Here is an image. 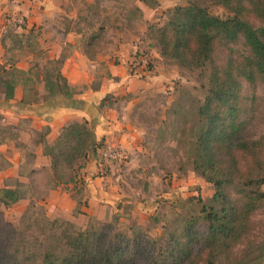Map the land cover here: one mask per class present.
Here are the masks:
<instances>
[{"label":"rangeland","instance_id":"374dc122","mask_svg":"<svg viewBox=\"0 0 264 264\" xmlns=\"http://www.w3.org/2000/svg\"><path fill=\"white\" fill-rule=\"evenodd\" d=\"M136 1L94 0L91 8H88L86 3L79 5L74 0L70 10L75 12L78 8V16H62L61 29L51 37H48V31H53V27H34L29 33L25 18L7 13L6 24L0 23V66L6 71L3 73L1 68L0 76L14 81L16 87L23 85V89L28 90L27 101L43 100L48 103L51 98L45 93L43 77L47 72L63 69L64 64L76 53L82 52L98 59L100 63L92 82L84 84L76 93L85 94L90 88L111 87L112 81L119 78L112 76L110 68L122 65L128 69L129 75L133 77V82L128 84L132 91L129 92L123 86H113L109 99L104 105H99L97 112L94 111L97 114L96 122L93 123L91 118L89 126L95 137L94 128L101 114L116 108L123 113V108H129L128 120L138 127L141 138L138 144L128 146L107 143L118 147L122 156L112 159L107 170H99V162L101 164L102 161L100 151L97 155L91 153L86 171L89 165L91 167L97 161L93 179L98 182L93 185L96 189L105 190L104 197L97 202L98 206L108 205V208L86 215L87 220L83 225L75 224L81 229L91 224L97 227L104 224L109 228V235L118 230L130 234L132 228L141 234L156 237L162 233L164 226L172 224L177 218L198 213L196 201H208L214 194L213 185L194 173L189 156V145L196 139V108L206 96L209 71L181 69L161 56L154 40L156 27L168 20L167 11L186 4V0H158L155 9L147 5V20L137 8ZM210 10L214 16H227L221 7L213 6ZM64 28L81 32V44L64 45ZM59 32L62 33L59 35ZM56 40L61 41L62 48L54 44ZM125 51L128 52V59ZM142 60L146 64L139 65ZM1 92L2 88L0 102H4ZM244 95L248 105V126L244 136L259 140L264 136V81L244 83ZM124 116L123 113L119 120L123 121ZM45 133V129L39 132L38 139L45 140L42 138ZM29 149L33 151V148ZM59 172L66 179L72 173L61 168ZM53 177L50 167H41L30 179L27 191L29 198L25 199L29 203L25 208L20 204L8 208L0 205L1 251L9 249L17 231L26 232V239L32 240L34 236L43 235L41 228L44 224L48 230L47 222L70 221L63 214L49 212L45 203L51 191L60 188L62 192L71 193L76 203L80 201V205L76 204L73 216L78 217L82 208L89 207V182L82 190H74L73 184L54 188L56 180ZM18 181L8 179L5 185L15 186ZM37 221L40 222V229L35 228ZM253 221L256 227L250 250H253L254 258L261 256L251 264H264V203L255 213ZM29 223L33 225L31 230L26 227ZM248 247L246 241L237 250L236 258H242ZM242 259L245 260L244 257Z\"/></svg>","mask_w":264,"mask_h":264},{"label":"trees","instance_id":"16d2710c","mask_svg":"<svg viewBox=\"0 0 264 264\" xmlns=\"http://www.w3.org/2000/svg\"><path fill=\"white\" fill-rule=\"evenodd\" d=\"M141 1L153 9L159 4L158 0ZM213 6L223 8L227 16H214ZM167 12L168 20L156 27L154 36L161 56L183 70L209 71L206 96L196 108V139L189 145V156L194 173L213 185V196L208 201L198 199V213L177 218L156 237L132 228L130 234L118 230L109 235L104 224L81 229L70 221L55 220L47 222L48 230L44 224L43 235L32 240L26 239V232L17 231L9 249L0 250V264L255 261L250 248L256 227L253 217L264 203V136L259 140L244 136L248 126L244 83L264 81V0H186ZM44 81L48 98L72 96L61 69L47 72ZM15 87L14 81L0 76L5 101L14 99ZM106 147L105 141L94 140L88 121L64 126L56 141L44 146L56 180L54 188L67 184L75 185L74 190L86 188L91 153L97 155ZM99 167L103 171L100 162ZM60 168L72 172L68 179ZM27 191L22 183L1 189L0 205L8 208L28 199ZM35 224L40 229V222ZM26 227L31 230L33 225ZM246 241L245 260L237 259L236 252Z\"/></svg>","mask_w":264,"mask_h":264},{"label":"crops","instance_id":"0c3cea01","mask_svg":"<svg viewBox=\"0 0 264 264\" xmlns=\"http://www.w3.org/2000/svg\"><path fill=\"white\" fill-rule=\"evenodd\" d=\"M73 1L0 0V23L2 25L6 24L5 22L8 21L7 16H9L6 15L7 13L10 15H21L26 19L29 33L34 30V27H53V31H48V37H51L56 34L55 31L58 32L61 29L59 25L62 16L68 18H76L78 16V12H80L78 8L75 10L77 13L70 10V5H74ZM93 1L77 0V3L79 5L86 3L89 6L88 8H91ZM136 6L143 14L145 20H147L148 6L141 0L136 1ZM28 29L24 28L25 31ZM63 30L64 45L81 44V32L65 28ZM61 33L59 32V35ZM54 44L59 48L63 46L59 40H56ZM133 47L135 50L136 47ZM124 54L128 59V52L125 51ZM99 65L98 59L88 57L82 52L76 53L74 57L64 64L61 72L71 89V97L57 95L51 98L48 103H44L43 100L41 102H29L26 100L28 90L23 89V85L20 84L15 88L14 99L0 102V190L16 186L5 185V181L8 179H19L17 183H22L25 187H28L31 177L41 167L49 168L51 160L44 154L45 144H53L60 135L62 128L67 124L85 120L91 123V118L93 123L96 122L94 120L97 116H95L96 113L94 114V111L97 112L103 99L111 94L113 86H123L129 92L132 91L128 84L133 82V77L129 75L128 69L121 65L110 68L112 76L119 78L112 81L111 87L102 86L95 90L90 88L85 94L76 93V91H80L84 84L92 82L94 72L96 73L99 70ZM44 77L42 80L45 84ZM45 93L48 94V92ZM79 99L80 101H77ZM119 110L121 109H108V111L98 117L94 128V140L96 142L103 140L106 143H115L121 146L139 143L141 135L138 133V127L128 120L127 110L129 108H123L125 115L123 121L119 120L123 114ZM43 129L46 130V133L42 135L45 140L37 137V134ZM29 148H33V151ZM29 152H33V154ZM96 163L97 161H94L86 171L88 173L86 179L89 182V185H87L89 207L82 208V212L78 217L73 216L77 203L73 200L71 193L62 192L59 188V190L50 192L49 199L45 203L51 214H63L71 222L83 225L87 220L86 215L96 214L99 210L108 208V205L98 206L97 201H99V198L104 197L105 190L96 189L93 185V183L96 184L98 182L97 179H93ZM28 203V200H22L15 206L20 204L25 208Z\"/></svg>","mask_w":264,"mask_h":264},{"label":"built area","instance_id":"2783aa9c","mask_svg":"<svg viewBox=\"0 0 264 264\" xmlns=\"http://www.w3.org/2000/svg\"><path fill=\"white\" fill-rule=\"evenodd\" d=\"M146 64L145 60H142L139 65ZM101 168L103 170H107V165L111 162L112 159H120L122 158L120 150L118 147L113 145H107L106 148L100 151Z\"/></svg>","mask_w":264,"mask_h":264}]
</instances>
